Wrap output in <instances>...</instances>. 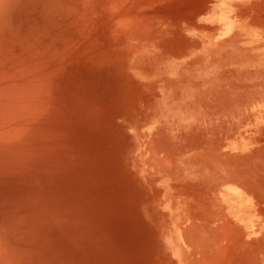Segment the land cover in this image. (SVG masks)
<instances>
[{
    "label": "rangeland",
    "instance_id": "374dc122",
    "mask_svg": "<svg viewBox=\"0 0 264 264\" xmlns=\"http://www.w3.org/2000/svg\"><path fill=\"white\" fill-rule=\"evenodd\" d=\"M240 8L220 0H4L0 238L17 250L16 263L178 264L162 244V171L149 165L157 158L145 144L172 146L175 162L204 158L193 131L162 135L161 120L173 112L179 119L178 106L194 100L174 84L180 76L234 74L248 58L237 48L252 29ZM221 18L230 28L212 45ZM240 68L235 77L263 73ZM189 183L195 200L203 184ZM185 253L189 264L210 263ZM215 264H226L224 256Z\"/></svg>",
    "mask_w": 264,
    "mask_h": 264
},
{
    "label": "bare ground",
    "instance_id": "6f19581e",
    "mask_svg": "<svg viewBox=\"0 0 264 264\" xmlns=\"http://www.w3.org/2000/svg\"><path fill=\"white\" fill-rule=\"evenodd\" d=\"M3 2L0 0V6ZM220 2L225 8L241 7L244 24L252 28L247 45L237 47L239 50L248 49L250 55L241 61L238 60L246 57H237L234 74L242 71V65L254 67L257 74L263 73L250 80L235 77L234 74L218 73L216 78L208 74L198 75L194 79L180 76L174 82L176 86L191 89L194 100L181 105L182 108L178 106V112H181L179 119L173 118V110L177 106L170 104L167 111L173 113L162 117L166 132L162 130L160 134L169 136V131L176 130L182 135L193 131L198 139H202L203 147L197 153L204 154V158L197 155L192 158L195 159V162L192 160L194 164L183 163L182 158L175 162L171 160L172 146H163L165 150H160L158 143L150 140L145 145L153 154L151 159L157 158L156 162L149 161V165L154 168L156 163L158 172L162 171L157 181L160 182L159 192L163 210L167 212L165 218L168 219L163 228L162 244L177 263L189 264L185 251L189 256L193 250L201 252L202 258H208V264H215V260L222 256L226 264H264V71H258L264 69V0ZM220 20L212 34V45L227 35L230 28L227 19ZM218 45L225 47L226 43ZM226 48L231 51L229 46ZM226 48L223 49L229 54ZM146 157L147 160L151 156ZM189 182L203 184L204 190L196 191L195 200L189 198L193 194L191 188L185 189L190 187ZM178 183L183 185L175 186ZM175 187L184 189L177 190ZM4 242L0 238V264H18L14 261L18 260L17 250L12 246L5 249L7 244ZM60 250L63 248L58 252Z\"/></svg>",
    "mask_w": 264,
    "mask_h": 264
}]
</instances>
